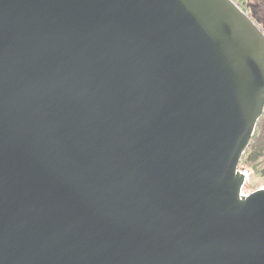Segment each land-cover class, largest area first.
<instances>
[{"label":"water","instance_id":"95a60500","mask_svg":"<svg viewBox=\"0 0 264 264\" xmlns=\"http://www.w3.org/2000/svg\"><path fill=\"white\" fill-rule=\"evenodd\" d=\"M263 114L235 0H0V264H264Z\"/></svg>","mask_w":264,"mask_h":264},{"label":"rangeland","instance_id":"374dc122","mask_svg":"<svg viewBox=\"0 0 264 264\" xmlns=\"http://www.w3.org/2000/svg\"><path fill=\"white\" fill-rule=\"evenodd\" d=\"M242 6L246 8L250 15L253 16L250 9H248V5L253 4H261L262 11L261 17L256 19L260 23V25L264 28V0H238ZM263 119V117H262ZM261 119V121H262ZM257 134L261 133V124L257 128ZM261 151V152H260ZM257 153V155H255ZM254 156V158H253ZM239 169L248 174V180L243 186L242 192L245 194H249L257 189L264 187V147L258 150L254 145V140L252 144H249L246 152L242 156V159L239 164Z\"/></svg>","mask_w":264,"mask_h":264},{"label":"trees","instance_id":"16d2710c","mask_svg":"<svg viewBox=\"0 0 264 264\" xmlns=\"http://www.w3.org/2000/svg\"><path fill=\"white\" fill-rule=\"evenodd\" d=\"M262 117H263V119H262ZM262 117H261L262 121L260 119V121L258 122L257 127H256V130H255V134L253 135V138H252V140L250 142V144H252V142L254 140V145H255V147L258 150H260V148L264 147V114H263ZM260 124H261V133L260 134H257L256 131H257V128L259 127ZM255 155H257V153ZM253 158H254V156H253Z\"/></svg>","mask_w":264,"mask_h":264},{"label":"flooded vegetation","instance_id":"af4514ba","mask_svg":"<svg viewBox=\"0 0 264 264\" xmlns=\"http://www.w3.org/2000/svg\"><path fill=\"white\" fill-rule=\"evenodd\" d=\"M248 9H250V11L253 14V18L258 22V20L256 19V17L260 18L261 17V11H262V6L261 4H253V5H248L247 7ZM259 23V22H258ZM260 25V23H259ZM261 26V25H260ZM262 27V26H261ZM263 28V27H262ZM264 29V28H263Z\"/></svg>","mask_w":264,"mask_h":264},{"label":"built area","instance_id":"2783aa9c","mask_svg":"<svg viewBox=\"0 0 264 264\" xmlns=\"http://www.w3.org/2000/svg\"><path fill=\"white\" fill-rule=\"evenodd\" d=\"M246 12H248L246 9H245V7L244 6H242L241 4H240V2H238V0H235ZM249 13V12H248ZM247 173V172H246Z\"/></svg>","mask_w":264,"mask_h":264},{"label":"bare ground","instance_id":"6f19581e","mask_svg":"<svg viewBox=\"0 0 264 264\" xmlns=\"http://www.w3.org/2000/svg\"><path fill=\"white\" fill-rule=\"evenodd\" d=\"M247 180H248V174H247Z\"/></svg>","mask_w":264,"mask_h":264}]
</instances>
